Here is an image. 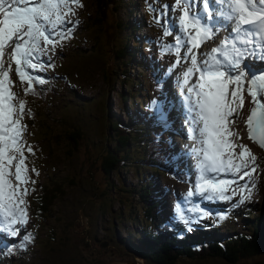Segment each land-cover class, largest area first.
<instances>
[{
  "label": "trees",
  "instance_id": "trees-1",
  "mask_svg": "<svg viewBox=\"0 0 264 264\" xmlns=\"http://www.w3.org/2000/svg\"><path fill=\"white\" fill-rule=\"evenodd\" d=\"M139 2L141 1L84 0L85 9L82 10L81 16L77 21L65 26L73 30L71 38L64 39L60 43L64 45L63 49L57 50L53 56L57 76L53 77L52 83L46 88L36 86V89L31 91V106L26 114V120L30 126L37 128L38 137L35 144L38 143L46 152L48 169L45 172L42 170L41 185L36 191L30 187L31 195L27 194L25 199L32 211L35 224L44 222V225H47L48 230L42 241H48L51 237L56 238L63 230L70 231L73 225L82 226L83 221L87 220L82 214H78L81 218L75 220L72 217L60 218L61 211L57 209V205L65 199L67 191L76 189L79 192L86 186L88 192L80 191L79 194L83 202L79 208L81 210L92 198L95 201L98 196L100 197L96 194L100 184L104 183L107 186L106 182L108 183L113 176L133 168L139 174L140 183L138 188L127 192L128 195L123 200V210L118 217L119 220L134 224L140 222L136 237L122 241L127 249L135 254L133 259L138 258L143 263L152 264H176L183 258L222 259L229 264L242 262L257 264L249 262L254 258H260V264H263L264 219L260 211L257 213L246 206L242 207L244 203L235 201L233 209L236 212H243L245 216L247 225L245 232L219 240L215 236V231L214 233L210 227L202 226V229L195 230L197 239L189 242L186 239L189 224L185 222L189 219L186 218L183 223H179L174 219L170 209L165 210L163 197L168 196L170 192L162 187L160 178L167 177L181 182L182 176L173 174L168 168L171 150H166L162 140L166 131L164 120L141 116L143 110L147 112L145 107L149 96V93L146 96L147 89L155 80L150 75L147 82L137 81L132 72L136 68L137 70L141 68L137 65V56L141 59L140 62L143 61L146 65L154 62L153 57L162 62L168 60L170 56L154 50L147 41H143L142 44L140 40L134 38L136 32L144 26V20L137 14ZM91 7L94 9L93 12H90ZM120 9H126L124 17L117 15ZM145 70L147 71V68ZM85 71H90L91 76L98 71L101 73L109 103L112 94L118 95L121 101L118 104L121 120L116 119L111 110L104 111V121L110 128V133L107 134L110 142L107 144V141H104L99 151L101 155L99 167L95 165L90 152L84 154L82 158L84 165L81 169L77 167L69 171L68 176L60 180L54 170L55 162L61 158L68 164L71 163L82 146L88 144L85 133L71 132L65 127L66 120L72 113L78 117L82 116L81 112L88 109V101L92 95L86 96L79 90H72L62 100H57L60 93L58 87L72 77V80H78L79 74ZM117 85H123L127 91L125 93L121 89L117 91ZM77 86L80 87L79 84ZM135 107H139L140 110L134 112ZM91 113L99 115L95 110ZM90 121L96 124L92 119ZM45 130L48 133H45ZM92 133L96 134L90 146L97 148L94 141L101 137L99 131L94 130ZM56 142L61 143L60 146L53 145ZM57 147L61 148L62 154L57 155ZM146 172L150 174L149 180L146 179ZM98 174L102 177L101 181L98 180ZM164 184L167 185L165 182ZM119 185L123 186L121 183ZM262 190L264 191V177ZM169 199L172 202L173 196L170 195ZM123 201L119 200L118 203ZM213 214L216 219L222 221L228 217L229 211L217 210L213 211ZM76 239L72 243L70 241V244L74 245ZM31 243L13 254L26 251ZM102 244L107 245L106 242Z\"/></svg>",
  "mask_w": 264,
  "mask_h": 264
},
{
  "label": "snow or ice",
  "instance_id": "snow-or-ice-1",
  "mask_svg": "<svg viewBox=\"0 0 264 264\" xmlns=\"http://www.w3.org/2000/svg\"><path fill=\"white\" fill-rule=\"evenodd\" d=\"M67 4L68 0H0V255L23 250L34 239L30 233H22L27 224L25 197L29 189L21 188V185L35 183L27 174L24 156L25 147L29 153L32 148L26 146L23 139L27 127L21 123L25 103L18 101V107L12 103L14 94L8 87L9 70L3 66L6 50L11 48L7 55L15 62L17 77L21 83L28 84L29 90L34 83H44L43 78L32 74L44 67L36 62L39 55L47 51L41 41L46 46L68 38L70 29L65 30L64 25L72 21L65 16L74 13L62 11V6ZM176 4H183L178 25L169 15L171 6L164 5L161 12L163 35H173L175 40L166 42L162 54L176 56L173 68L190 60L180 84L187 136L193 141L191 155L195 159L193 183L187 198L192 200L199 195L207 200H227L225 186L236 185L242 193H248L241 195L239 203L242 204L250 199L255 188L251 173L256 171V158L246 159L247 147L235 145L229 139L234 135L230 125L236 123L246 91L253 103L245 121L249 139L264 147V100L261 99L264 69H254L245 62L249 57L264 61V0H176ZM222 29L229 31V35L209 53H203L202 60L198 59L201 54L193 49H199L209 39L214 40ZM196 73L199 75L191 83ZM153 107L167 122L165 111L155 101ZM236 147L241 149L240 163H234ZM242 169L250 170L241 174ZM244 177L249 179L240 185L239 180ZM196 215L203 218L211 214L201 210ZM185 222L189 224L188 231L192 230L191 224L196 223L195 220ZM5 233L14 241L18 236L21 239L8 244Z\"/></svg>",
  "mask_w": 264,
  "mask_h": 264
},
{
  "label": "rangeland",
  "instance_id": "rangeland-1",
  "mask_svg": "<svg viewBox=\"0 0 264 264\" xmlns=\"http://www.w3.org/2000/svg\"><path fill=\"white\" fill-rule=\"evenodd\" d=\"M140 1L141 2H139V5L137 7V14L140 15L142 20H144V26L142 27V29L136 32L134 38H136L137 40H146L150 45H152V47L156 46L157 48H161L162 53L166 42H175L173 35H168L167 37L163 35L162 24L164 23V21L161 19L163 6H171L172 10L169 15L172 19L177 21L178 25V17L183 10V4L177 6L176 0ZM81 2L82 9H85L84 0H82ZM150 9H152L153 11H150ZM62 11L65 13H74L65 16L66 20L71 21L77 17L79 8L77 6V3H73L72 0H68V4L66 6H62ZM93 11L94 9L93 7H91L90 12ZM125 11L126 9H120L117 15L119 17H124ZM148 11L152 14L151 18L153 19V22H148ZM69 29L70 31L68 32V37L71 38L73 30L71 28H66L65 30ZM153 30H157V34H154ZM63 40H60V42L55 45L49 43L46 46L43 44V41H41V46L46 47L47 51L42 54V56L39 55V57H49L55 51L63 49L64 45L60 44ZM193 52H197V50L193 49ZM200 52L201 51H198V53ZM202 54L203 53H201V55ZM201 55L198 56V59L202 60ZM140 60L141 59L137 56V65L141 68H139L138 70L137 68L134 69V71L132 72V76L135 77L137 81L145 80L147 82L149 76L152 75L153 79L155 80L152 85H149V89H147L148 92H146V96L148 95V93L149 96L147 101L145 102V107L149 108L150 110L149 112H146L144 110V113L142 112L141 116L154 120V118H156L155 115L157 112L152 106L153 101H155L158 106H161L162 101H164L163 110L165 111L169 106L168 102H170L171 105L176 104V100L166 87V79L169 80L171 77L172 83L170 80L169 84L171 83L173 91L183 98L180 89L182 73L186 70L187 67L190 66V60L187 63H184L182 61L180 66L175 68H173V63L176 61L175 55H171L168 60L162 62L155 60L153 57L154 62L152 64L148 63L147 65L143 61L140 62ZM37 63L44 65L42 69L33 72L36 76L44 79L45 82L42 84H45L46 82L52 80L54 76L51 72V68L49 69V66H47V62L42 63L39 61ZM251 64L254 65L256 64V62H251ZM145 68H147V71L145 70ZM254 69L259 68L254 67ZM89 73L90 71H85L79 74L78 80H72V77L71 79H68V81L61 83L58 87L60 93L56 98L57 100H62L65 95L72 90H79L80 93H83L86 96L92 95L88 101V109L83 110L85 112H81L82 116L78 117L77 115L72 113L66 120L67 123L65 127L67 129H70L71 132L80 131L81 133H85L88 144L82 146L80 152L72 158L71 163L68 164L67 161H63L61 158H59V161L55 162L54 170L59 175L60 180L64 177H67L69 171L76 169L77 167H79L80 169L82 168V166L84 165L82 163L84 154L91 152L90 155L92 156L95 165L99 167V162L101 161V155H99V151L102 148L104 141H107V144H109L110 142V139L107 137V134L110 133V128L104 121V111L111 110L115 118H120L121 120V115L119 113L120 109L118 107V104H120L121 101L118 95L112 94L109 103L108 96L105 93V82L101 79V73L98 71L93 76H91ZM195 79L196 74L193 75L190 82L194 83ZM77 84H79L80 87L77 86ZM246 87L247 84H245V88ZM35 89L36 85L33 86V90ZM120 89L123 93L127 91L126 88H123V85H119L117 91H119ZM243 95V108L238 111L235 117L236 123L230 125V130L234 133V135L231 137L232 142L235 145H244L247 147V149L249 150V155L246 156V159H250L251 156H254L256 158V171L251 173V179L255 182V188L251 192L250 199L245 200L244 204H242V207L246 206L247 208L254 210L257 213L260 211L262 218L264 219V191L262 190V179L264 177V147H258L252 140L249 139L245 121L247 119V115L249 114L248 112H250V109L253 107V103L252 97L249 96L246 91L243 93ZM228 99H231L230 95L228 96ZM129 106L132 107V104H130ZM57 109L58 108L56 107L55 110ZM93 110L97 111L99 115L91 113L93 112ZM136 110H140L139 107L133 108L134 112ZM52 115L54 117L55 113ZM174 116L178 121H176L175 117H173L171 114H169V118H172V123L170 122V120H168V118L167 122L164 121L166 131L163 142H169V138L172 137L173 142L178 143L179 147H182L185 142L192 143L193 141L190 140L187 135L186 137L179 136L182 134L180 131H187L188 125L185 119L183 117H179V114H176ZM91 119L96 123L95 125L90 121ZM21 123L27 126L23 135L26 139L25 145H30L32 148L31 153L27 151V147H25L24 150L27 172L30 173V180L33 179V181L36 182L37 185V183H41L42 181V170L45 172V170L48 169V157L46 152L40 148L38 143L35 144L36 138L38 137L37 128L35 129L34 127L30 126V123L28 121H22ZM173 128L179 130L180 133L174 132ZM94 130L99 131L101 137L97 141H94L97 144V148L94 146H90L94 135L97 133H92V131ZM46 132L47 130H45V133ZM231 137L229 138L230 140ZM54 144L60 146L61 143L56 142L53 143V145ZM183 148L186 149L185 146ZM56 150L57 155L63 153L60 147H57ZM240 151V147H236L233 149V152L235 154L234 163H240ZM174 162L175 164L181 163L179 157L176 158ZM144 166H146V163ZM33 169L37 170L38 175L36 173V170L33 171ZM246 170L250 169H242L241 174ZM12 171H14V169H12ZM141 174H143L142 171ZM146 175V179L149 180L150 176L148 175L150 174L146 172ZM100 177L101 175L98 174V180L101 181L102 177ZM138 177V172H135L133 168H128L127 170L122 171L120 175L113 176L108 181V183L105 180L107 186L104 183L100 184L99 189L96 192V194L100 195V197L98 196L95 201L92 198L89 202L83 205L84 208H81V210H79V208L81 203L83 202L81 201V197L79 196V194L81 192H88L86 186H83L80 189L81 192H78L76 189L71 190L70 192L67 191L65 199L57 205V209L61 211L59 215L60 218L69 219L70 217H72V219L75 220L78 217V219L81 218L80 216H78V214H82L83 217H87V220L85 219L83 221L82 226L73 225V228L70 231L63 230V232L57 235L56 238L51 237L48 239V241H42L43 239H45L46 230H48L47 225H44V222L40 224L36 222L35 224L34 216H32V211L31 209H29V206L27 204V224L22 229V231L30 233L31 235H33L34 233V235L32 236L34 237V239L32 240L31 245L24 252H21L19 254H12L9 256L6 255V253L0 255V264H108L109 262L115 260H120L122 262H125L126 264H152L143 263V261L138 258L133 259V257H135V254L128 250L122 242L123 239H134L136 237V235L138 234L137 232H139L140 222L138 221L136 224H134L118 219V217H120V211L123 210V200L125 199V196L128 195L127 192L138 188V185L140 183L138 181ZM248 179V177H244V179L239 180V184L244 185ZM160 180V184L162 185V187L170 192L168 196L163 197V200L166 204L165 210L170 209V211H172V214L174 215V219L176 221H179V223H183L184 221L181 219V216H183L184 219L187 218L189 220L196 221V223L191 224L192 230L188 231L189 234L186 239L189 242H194L197 239V236H195V230L202 229V226L210 227L213 232L215 231V236L219 240H224L232 235H236L246 231L245 227L247 225H245V216L243 212H236L233 209V202L239 201L241 195L246 196L248 195V193H242L239 188L236 187V185L225 186L226 191L224 194L229 197V199L227 200H220L219 198H215L212 200L204 199L205 205H210L211 207L216 206V208L209 209L204 207L203 203L192 202L187 198L189 188L192 186L190 178H182L181 183H178L167 177L163 179L160 178ZM164 182L167 184L166 186ZM119 183L123 184V186H120ZM23 187L24 185L21 186V188ZM233 189H235V192L233 191ZM170 195L173 196L172 202L169 199ZM119 200H122L123 202L118 203ZM215 201L218 202L219 206L215 203ZM201 210L207 211L211 215L200 218L196 215V212ZM217 210H228V217L222 221L216 219L213 211ZM4 238L5 240L7 238L8 241H14L11 237H8L6 233L4 234ZM18 238L19 236L16 237L15 240ZM75 239L76 242L74 243V245L70 244V241L72 243V241ZM104 242H106L107 245L105 247H101L102 243ZM249 263L260 264V258H254ZM262 263L264 264V259L262 260ZM176 264L229 263L225 262L222 259L192 260L183 258L178 260ZM242 264L248 263L242 262Z\"/></svg>",
  "mask_w": 264,
  "mask_h": 264
},
{
  "label": "water",
  "instance_id": "water-1",
  "mask_svg": "<svg viewBox=\"0 0 264 264\" xmlns=\"http://www.w3.org/2000/svg\"><path fill=\"white\" fill-rule=\"evenodd\" d=\"M258 145V144H257ZM259 146V145H258ZM260 147V146H259ZM105 245L102 244L101 247H104ZM108 264H126L125 262H121V261H111Z\"/></svg>",
  "mask_w": 264,
  "mask_h": 264
},
{
  "label": "bare ground",
  "instance_id": "bare-ground-1",
  "mask_svg": "<svg viewBox=\"0 0 264 264\" xmlns=\"http://www.w3.org/2000/svg\"><path fill=\"white\" fill-rule=\"evenodd\" d=\"M115 8V7H114ZM113 9V8H112ZM130 53V52H129ZM258 68V67H257ZM166 81V87H168L169 86V81H170V79L168 80V79H166L165 80ZM164 83V82H163ZM249 115V114H248ZM168 120H170V122L172 123V118H169L168 117ZM176 120V119H175ZM177 121V120H176ZM247 131H248V129H247ZM248 133V132H247ZM249 136V135H248ZM256 145H257V143H255ZM258 146V145H257Z\"/></svg>",
  "mask_w": 264,
  "mask_h": 264
},
{
  "label": "clouds",
  "instance_id": "clouds-1",
  "mask_svg": "<svg viewBox=\"0 0 264 264\" xmlns=\"http://www.w3.org/2000/svg\"><path fill=\"white\" fill-rule=\"evenodd\" d=\"M168 168H169V169H170V170L173 172V170H172V169H174V168H172V169H171L170 167H168ZM182 178H183V177H182ZM40 185H41V183L39 184V186H40Z\"/></svg>",
  "mask_w": 264,
  "mask_h": 264
}]
</instances>
